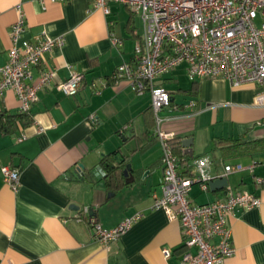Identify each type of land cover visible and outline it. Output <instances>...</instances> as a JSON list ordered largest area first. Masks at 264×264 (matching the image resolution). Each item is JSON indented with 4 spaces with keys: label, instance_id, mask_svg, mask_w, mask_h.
I'll use <instances>...</instances> for the list:
<instances>
[{
    "label": "crops",
    "instance_id": "0c3cea01",
    "mask_svg": "<svg viewBox=\"0 0 264 264\" xmlns=\"http://www.w3.org/2000/svg\"><path fill=\"white\" fill-rule=\"evenodd\" d=\"M17 6L26 23L23 39L45 35L65 43L46 56L45 66L31 70L30 84L44 70L53 72V79L37 93L28 115L18 118L14 91L0 98V264H178L184 250L180 225L151 209L163 182L157 118L160 131L179 143L173 151L184 178H193L195 162L207 157L211 180L227 179L226 188L213 191L194 183L187 195L192 206L224 199L228 191L259 198L258 208L229 217L234 253L223 264H264V189L254 183L255 177L264 178L260 88H235L221 79L191 81L180 65L155 81L171 98L170 106L155 114L148 90L138 95L128 80L113 79L119 65L132 63L134 43L142 36L134 14L109 3L105 15L93 0H0V67L8 59ZM71 70L81 82L77 95L66 97L57 86ZM188 138L192 158L181 146ZM103 157L113 167L122 161L111 186L103 180ZM234 165L245 170L226 175L225 166ZM5 166L20 172L16 190L3 182ZM83 208L105 229L138 212L143 217L117 241L100 245Z\"/></svg>",
    "mask_w": 264,
    "mask_h": 264
},
{
    "label": "built area",
    "instance_id": "2783aa9c",
    "mask_svg": "<svg viewBox=\"0 0 264 264\" xmlns=\"http://www.w3.org/2000/svg\"><path fill=\"white\" fill-rule=\"evenodd\" d=\"M37 1L44 4L69 0ZM109 3L125 6L140 17L143 25V35L134 43L132 63L119 65L113 79L128 80L138 95L148 90L155 114L171 104L170 95L155 87V81L180 65L185 66L191 81L221 79L235 88L257 85L260 93L256 100L259 105L264 104V0H93L94 8L105 15L109 14ZM16 10L18 18L10 29L8 59L0 67V98L7 90L14 91L20 103L18 114L25 116L37 93L47 89L53 79V72L44 70L37 83L30 84L31 70L45 66L46 56L62 48L65 41L45 35L34 41L23 39L25 18L20 7ZM113 43L120 44L116 39ZM80 82L81 76L72 71L57 89L66 97H74ZM161 121L157 118L156 134L163 149V182L161 196L154 198L151 209L163 211L170 222L180 225L184 250L178 264H223L234 253L229 217L236 210L258 208L261 201L252 193L228 191L224 199L192 206L187 199L191 186L196 183L202 190H208L211 178L206 170L210 161L207 157L198 159L196 175L184 178L178 171V159L171 146L173 136L160 131ZM246 169L253 172V166ZM224 170L228 175L245 168L234 165L225 166ZM1 175L5 184L17 189L18 169L5 166ZM254 183L264 189V178L255 177ZM82 212L87 217L92 238L100 245L117 241L143 217L138 212L116 227L105 229L88 208ZM163 255L168 258L170 253L163 250Z\"/></svg>",
    "mask_w": 264,
    "mask_h": 264
},
{
    "label": "water",
    "instance_id": "95a60500",
    "mask_svg": "<svg viewBox=\"0 0 264 264\" xmlns=\"http://www.w3.org/2000/svg\"><path fill=\"white\" fill-rule=\"evenodd\" d=\"M191 145H192V139L191 138H188V139H185V140H182L181 141V146L183 149H185V154H187L189 156V158H192V152L190 150L191 148ZM122 161H120L118 164L121 165ZM118 165V166H119ZM118 166H117V169H118ZM81 167L78 168V170H80ZM127 170H130L131 171V167L130 166H126ZM77 170V171H78ZM126 171H124V173H122L123 176H126ZM227 187V179L226 178H218V179H215V180H211L209 183H208V188L213 191L215 189H222V188H226Z\"/></svg>",
    "mask_w": 264,
    "mask_h": 264
},
{
    "label": "trees",
    "instance_id": "16d2710c",
    "mask_svg": "<svg viewBox=\"0 0 264 264\" xmlns=\"http://www.w3.org/2000/svg\"><path fill=\"white\" fill-rule=\"evenodd\" d=\"M22 117L23 116L18 115L19 119ZM173 143H174V141L171 142L172 149H173V147L179 145V143H174V144ZM239 147H240V145L235 146V148H239ZM101 169L105 172V177L103 178L104 183L107 186H111L113 181H114V177H113L114 173L118 171L117 166L113 167L111 164V161H109L108 157H103V159L101 160Z\"/></svg>",
    "mask_w": 264,
    "mask_h": 264
},
{
    "label": "rangeland",
    "instance_id": "374dc122",
    "mask_svg": "<svg viewBox=\"0 0 264 264\" xmlns=\"http://www.w3.org/2000/svg\"><path fill=\"white\" fill-rule=\"evenodd\" d=\"M134 19H135V22H136V31L139 35H143V25H142V22L140 20V17L137 15V14H134Z\"/></svg>",
    "mask_w": 264,
    "mask_h": 264
}]
</instances>
